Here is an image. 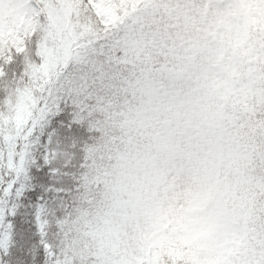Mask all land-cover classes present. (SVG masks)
I'll use <instances>...</instances> for the list:
<instances>
[{
  "label": "snow or ice",
  "instance_id": "obj_1",
  "mask_svg": "<svg viewBox=\"0 0 264 264\" xmlns=\"http://www.w3.org/2000/svg\"><path fill=\"white\" fill-rule=\"evenodd\" d=\"M0 264H264V0H0Z\"/></svg>",
  "mask_w": 264,
  "mask_h": 264
}]
</instances>
